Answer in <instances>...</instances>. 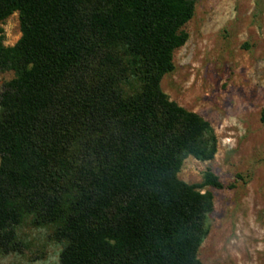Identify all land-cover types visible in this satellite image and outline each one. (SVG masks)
<instances>
[{
	"label": "trees",
	"instance_id": "1",
	"mask_svg": "<svg viewBox=\"0 0 264 264\" xmlns=\"http://www.w3.org/2000/svg\"><path fill=\"white\" fill-rule=\"evenodd\" d=\"M197 0H0V252L52 226L58 264H202L213 195L178 178L210 161L211 124L162 78ZM18 13L21 36L3 44ZM264 124V107L260 112Z\"/></svg>",
	"mask_w": 264,
	"mask_h": 264
},
{
	"label": "rangeland",
	"instance_id": "2",
	"mask_svg": "<svg viewBox=\"0 0 264 264\" xmlns=\"http://www.w3.org/2000/svg\"><path fill=\"white\" fill-rule=\"evenodd\" d=\"M3 44L20 38L18 13L1 26ZM186 43L173 54L174 69L160 83L169 100L208 121L217 138L210 161L187 157L178 178L200 184L210 171L222 187L213 195L202 264H264V0H197L184 26ZM12 72L0 74V93ZM228 141L235 142L231 147ZM52 226L18 230L21 250L0 252V264H58L63 249Z\"/></svg>",
	"mask_w": 264,
	"mask_h": 264
},
{
	"label": "clouds",
	"instance_id": "3",
	"mask_svg": "<svg viewBox=\"0 0 264 264\" xmlns=\"http://www.w3.org/2000/svg\"><path fill=\"white\" fill-rule=\"evenodd\" d=\"M228 143L231 145V147H235V142H233V141H228Z\"/></svg>",
	"mask_w": 264,
	"mask_h": 264
}]
</instances>
